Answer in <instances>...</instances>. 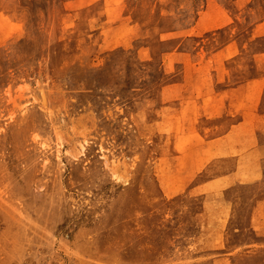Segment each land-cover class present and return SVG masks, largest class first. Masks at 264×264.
<instances>
[{
    "label": "rangeland",
    "instance_id": "1",
    "mask_svg": "<svg viewBox=\"0 0 264 264\" xmlns=\"http://www.w3.org/2000/svg\"><path fill=\"white\" fill-rule=\"evenodd\" d=\"M0 264H264V0H0Z\"/></svg>",
    "mask_w": 264,
    "mask_h": 264
}]
</instances>
